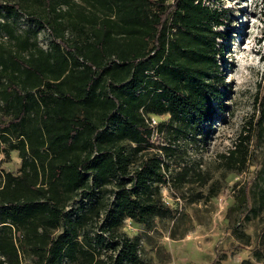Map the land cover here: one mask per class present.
<instances>
[{
	"label": "trees",
	"instance_id": "1",
	"mask_svg": "<svg viewBox=\"0 0 264 264\" xmlns=\"http://www.w3.org/2000/svg\"><path fill=\"white\" fill-rule=\"evenodd\" d=\"M214 2L0 0V162L11 151L20 160L16 174L0 169V264H21V251L34 264H142L123 222L151 228L172 213L162 186L202 177L190 165L168 174V158L224 97L225 12ZM154 128L168 138L160 152L148 151ZM255 128L264 132V108ZM244 138L220 154L238 171Z\"/></svg>",
	"mask_w": 264,
	"mask_h": 264
},
{
	"label": "rangeland",
	"instance_id": "2",
	"mask_svg": "<svg viewBox=\"0 0 264 264\" xmlns=\"http://www.w3.org/2000/svg\"><path fill=\"white\" fill-rule=\"evenodd\" d=\"M261 4V0L214 2V6L225 12L223 25L218 27L224 34L218 39L223 46L218 63L224 97L219 103H213L212 121L198 127L195 139L178 143L182 149L174 160L168 158V174L190 165L202 177L193 171L195 174L191 173L184 184L162 186L161 198L172 213L156 217L151 228H143L129 219L123 222L121 230L139 239L142 264L258 262L255 255L264 248V203H259L258 198L264 186V132L258 133L255 128L264 108ZM20 22L19 28L23 30L27 26L25 16ZM48 38L45 29L37 32L40 46L46 47ZM167 118V114L150 115L152 127L166 122ZM155 129L154 147L148 151L160 152L158 149L168 138L164 131ZM244 136H247L248 157L245 167L238 171L235 166H227L220 154H227ZM3 160L0 169L16 174L20 162L17 152L11 151ZM209 188L215 190L212 197H207ZM106 255L102 253L101 258ZM21 264H34L31 255L21 251Z\"/></svg>",
	"mask_w": 264,
	"mask_h": 264
},
{
	"label": "crops",
	"instance_id": "3",
	"mask_svg": "<svg viewBox=\"0 0 264 264\" xmlns=\"http://www.w3.org/2000/svg\"><path fill=\"white\" fill-rule=\"evenodd\" d=\"M0 116H1V112H0Z\"/></svg>",
	"mask_w": 264,
	"mask_h": 264
}]
</instances>
